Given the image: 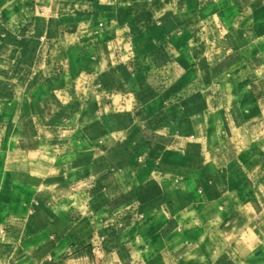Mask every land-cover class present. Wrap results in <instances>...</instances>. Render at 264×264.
I'll use <instances>...</instances> for the list:
<instances>
[{
    "label": "crops",
    "instance_id": "0c3cea01",
    "mask_svg": "<svg viewBox=\"0 0 264 264\" xmlns=\"http://www.w3.org/2000/svg\"><path fill=\"white\" fill-rule=\"evenodd\" d=\"M0 264H264V0H0Z\"/></svg>",
    "mask_w": 264,
    "mask_h": 264
}]
</instances>
